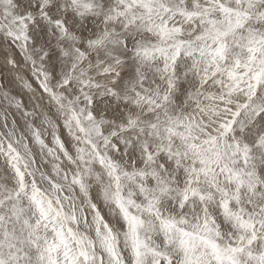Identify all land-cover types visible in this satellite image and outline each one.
Returning <instances> with one entry per match:
<instances>
[{
  "label": "snow or ice",
  "instance_id": "1",
  "mask_svg": "<svg viewBox=\"0 0 264 264\" xmlns=\"http://www.w3.org/2000/svg\"><path fill=\"white\" fill-rule=\"evenodd\" d=\"M0 264H264V0H0Z\"/></svg>",
  "mask_w": 264,
  "mask_h": 264
}]
</instances>
